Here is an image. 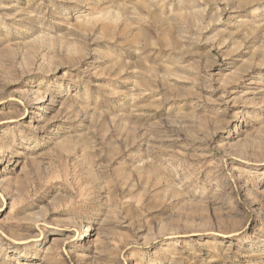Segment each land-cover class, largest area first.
<instances>
[{
    "label": "rangeland",
    "instance_id": "obj_1",
    "mask_svg": "<svg viewBox=\"0 0 264 264\" xmlns=\"http://www.w3.org/2000/svg\"><path fill=\"white\" fill-rule=\"evenodd\" d=\"M0 264H264V0H0Z\"/></svg>",
    "mask_w": 264,
    "mask_h": 264
}]
</instances>
